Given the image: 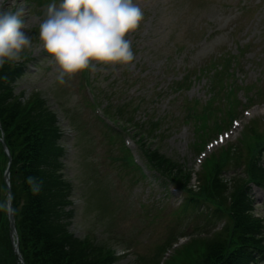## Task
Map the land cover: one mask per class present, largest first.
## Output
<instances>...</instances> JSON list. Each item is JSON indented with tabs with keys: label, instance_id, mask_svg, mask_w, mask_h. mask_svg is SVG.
Masks as SVG:
<instances>
[{
	"label": "rangeland",
	"instance_id": "obj_1",
	"mask_svg": "<svg viewBox=\"0 0 264 264\" xmlns=\"http://www.w3.org/2000/svg\"><path fill=\"white\" fill-rule=\"evenodd\" d=\"M135 2L143 19L128 37L134 59L126 65L96 63L65 76L63 83L57 81L58 68L38 39L48 3L0 0V5L23 8L22 30L33 36L32 48L23 53L31 57L27 75L17 83L16 94L25 98L41 94L58 114L64 132L67 177L77 188L70 231L80 240L91 237L96 245L111 247L118 256L115 264H170L175 246L199 234L191 215L178 219L184 195L148 168L138 134L194 174L196 186L205 159L222 148L240 147L252 127L264 132V0ZM229 58L235 60L234 77L219 73ZM219 74L223 82L215 77ZM108 104L128 105L131 115L126 119L131 116L142 126L121 120L114 126L103 116ZM224 106L236 110L237 126L224 145L211 150L213 137L222 131H216L217 124L227 119L216 109ZM203 112L207 120L197 123L195 114ZM156 121L159 130L150 134L148 125ZM106 123L114 132H108ZM122 143L145 180L133 183L132 176L112 161ZM233 176L231 170L226 174L228 179ZM253 196L256 214L264 219V190L255 188ZM198 220L204 224V219ZM223 223L218 222L215 230ZM174 236L176 240L168 244ZM203 236L210 234L205 231Z\"/></svg>",
	"mask_w": 264,
	"mask_h": 264
},
{
	"label": "trees",
	"instance_id": "obj_2",
	"mask_svg": "<svg viewBox=\"0 0 264 264\" xmlns=\"http://www.w3.org/2000/svg\"><path fill=\"white\" fill-rule=\"evenodd\" d=\"M36 2L43 6L51 0ZM30 59L29 55L22 54L18 62L0 65V202L7 200L4 174L8 158L1 143L3 138L12 157L11 194L23 263L115 264L118 258L111 247L96 245L91 237L80 240L70 231L77 188L67 177L64 162L67 150L58 114L39 93L28 98L23 93L16 94V85L27 75ZM234 65L235 60L229 58L219 73L234 77ZM215 77L221 82L225 79ZM216 110L226 115L230 126L236 110L225 106ZM103 113L114 126L119 120L127 121L129 126H142L134 123L131 116L126 119V115H131L128 105L108 104ZM205 114L196 113V122H205ZM211 115H215V107ZM69 119L78 127L73 117ZM220 126L221 123L217 124L216 131L222 129ZM106 128L114 132L110 125L106 124ZM158 128V121L148 125L150 134ZM137 142L148 168L184 195L177 216L186 219L191 215L199 234L176 250L170 264H258L264 261V219L256 215L253 196L255 187L264 190V132L252 127L239 141L240 147L231 145L211 155L196 175V186L192 185L194 174L177 160L162 154L159 148L149 146L143 134H138ZM120 148V154L112 161L132 176L133 183L145 180L131 152L123 143ZM240 169H243L242 174L237 173ZM230 170L234 176L228 179L226 174ZM28 177L35 179L38 191H33L26 182ZM103 192L108 191L104 188ZM199 217L204 219L203 225ZM221 221H224L222 228L215 230ZM205 231L210 236H203ZM175 239L176 236L168 244ZM0 264H20L13 251L5 210H0Z\"/></svg>",
	"mask_w": 264,
	"mask_h": 264
},
{
	"label": "clouds",
	"instance_id": "obj_3",
	"mask_svg": "<svg viewBox=\"0 0 264 264\" xmlns=\"http://www.w3.org/2000/svg\"><path fill=\"white\" fill-rule=\"evenodd\" d=\"M23 8L0 5V65L18 62L32 48L25 29ZM143 12L135 0H51L38 28L40 46L58 68L56 79L90 69L96 63L126 65L134 59L129 35L141 25ZM26 182L33 191V177ZM0 210L10 211L8 200Z\"/></svg>",
	"mask_w": 264,
	"mask_h": 264
},
{
	"label": "water",
	"instance_id": "obj_4",
	"mask_svg": "<svg viewBox=\"0 0 264 264\" xmlns=\"http://www.w3.org/2000/svg\"><path fill=\"white\" fill-rule=\"evenodd\" d=\"M2 144H3V148L5 150V153L7 154L8 159H9V167H8L6 173H5L4 179H5V182L7 184L8 201L10 203V209H11L10 211H8V218H9V224H10V230H11L10 231V236H11L12 243H14V239H15V237L18 236V233H17V229H16V225H15V217H14V214H13V206H12V199H11L10 169H9L10 168V164H11V155H10L9 150H8V148H7V146H6L4 141H2ZM18 247H19V245L16 244L14 250L17 253L20 261H23L22 257H21V254H20V252L18 250Z\"/></svg>",
	"mask_w": 264,
	"mask_h": 264
}]
</instances>
